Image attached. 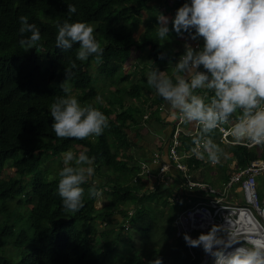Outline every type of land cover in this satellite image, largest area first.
Listing matches in <instances>:
<instances>
[{
	"label": "trees",
	"instance_id": "1",
	"mask_svg": "<svg viewBox=\"0 0 264 264\" xmlns=\"http://www.w3.org/2000/svg\"><path fill=\"white\" fill-rule=\"evenodd\" d=\"M156 1H161L158 7L170 14V29L177 9L185 2L190 3V0H0V264H149L157 258L168 264V259L173 262L174 257L180 260L171 264L201 261L199 247H191L192 256L184 238L175 234L173 220L187 207L185 200L181 197L170 202L171 188L149 190L140 177L135 179L140 161H150L154 151L169 148L171 133L167 135L168 123L162 111L169 105L153 88V97L144 95L147 82L144 64L135 63L131 74L117 75L136 48L145 51L150 72L157 68L175 83L173 64L191 38L185 33V42L172 31L170 38L159 39L157 17L164 13L157 10L156 4L150 5ZM69 4L75 5L76 13H68ZM144 13H148L146 18ZM21 16H27L29 23L41 30L40 42L27 51L19 43L23 38L19 31ZM65 21L87 22L94 27V36L104 49L102 62L97 63L94 56L86 61L77 60L78 44L70 50L56 46L58 25ZM142 23L143 31L135 39L134 29ZM195 42L197 49L202 48V38ZM93 67L98 76L91 71ZM65 69L72 73L67 81L70 93L75 92L82 106L91 104L109 118V127L102 135L85 140L56 137L51 127L50 106L56 97L66 95L61 89ZM99 75L107 81L112 76V84L103 83L104 89L98 90ZM111 86L115 89L111 90ZM99 94L105 102L98 99ZM195 94L204 97L206 103L212 96L204 89H197ZM238 115L239 112L234 114L230 121ZM147 124H157L153 132L161 134L159 143L143 140ZM127 130L134 135L130 136ZM195 136L183 138L179 149H189ZM76 146L80 147L77 152L95 157L92 179L103 190L108 210L95 207L97 198L88 194L91 183L82 185L85 194L80 211L72 213L63 207L57 191L58 172L64 167L63 154L67 151L77 154ZM131 148L137 149L138 157H122ZM257 148L227 145L237 169L259 156L264 159V148L262 153ZM144 151L149 154L144 155ZM54 159L56 167L50 168L46 162ZM185 161L190 169L203 163L194 157ZM218 166L221 182L227 184L230 175L225 166ZM5 167L13 168V174L4 176ZM57 169V174L51 177V172ZM129 204L128 209L123 208ZM130 211L127 224L150 245L147 252L125 244L120 251L117 248L120 234L117 227L122 231L124 227L112 214L127 216ZM101 223L106 227L99 231L97 226ZM97 235L100 242L96 241ZM167 240L171 242L165 254L157 246Z\"/></svg>",
	"mask_w": 264,
	"mask_h": 264
},
{
	"label": "clouds",
	"instance_id": "2",
	"mask_svg": "<svg viewBox=\"0 0 264 264\" xmlns=\"http://www.w3.org/2000/svg\"><path fill=\"white\" fill-rule=\"evenodd\" d=\"M76 11L75 5H68V13ZM19 20L23 37L20 45L25 51L35 48L41 40V30L29 23L27 16ZM157 20V35L161 40L170 38L172 31L178 36L188 33L193 40L203 39L199 50L185 45L184 53L175 64V72L183 75L177 76L175 83L157 68L147 78V84L172 111L179 113L182 122L198 124L199 131L193 138L191 150L196 158L212 164L220 162L224 150L214 142L211 134L229 124L230 118L238 112L237 121L231 127L234 142L264 147V0H190L177 9L171 19V29L169 17L159 14ZM94 31L90 23L65 21L58 25L56 46L70 50L78 44L77 60L86 61L94 56L100 63L104 49ZM75 66L73 63L72 67ZM65 76L61 89L66 95L56 97L50 106L51 127L56 137L85 140L102 135L109 127V118L93 105L82 106L75 96L68 95L71 90L67 81L72 76L71 71L65 69ZM197 89L211 92L210 102L206 103L204 97L195 94ZM63 157L64 167L59 171L57 191L63 207L76 213L84 207L82 185L91 183L88 194L93 198L102 197L103 190L98 189L95 186L98 181L92 179L95 176L94 156L67 151ZM259 190L263 191V187ZM129 213L128 216L132 212ZM126 225L129 226L127 219L124 229ZM224 228L213 225L195 239L185 234L184 240L190 247H202L214 258V264H264V240H247L251 246L246 247ZM222 232L226 235L221 236ZM235 244L240 246L228 251ZM149 264H163L162 258L151 260Z\"/></svg>",
	"mask_w": 264,
	"mask_h": 264
},
{
	"label": "built area",
	"instance_id": "3",
	"mask_svg": "<svg viewBox=\"0 0 264 264\" xmlns=\"http://www.w3.org/2000/svg\"><path fill=\"white\" fill-rule=\"evenodd\" d=\"M236 121L237 119L230 121L229 124L216 130L219 143L237 144L231 134V127ZM191 123H193L192 127L189 126L191 128L186 127V123L179 119V113L175 112L170 131V142L167 144L168 150L164 151V154L163 151H154L150 161H140L135 179L140 177L149 190H155L156 185L166 184L179 172L183 173V181L176 187L178 190H174L169 196L171 202L182 197L188 204L173 220L175 234L179 238H184V235L188 234L195 239L201 233H207L213 225H220L226 227L224 231L231 233L241 243L246 241L244 237L246 235L254 240H264V187L263 195L259 190L260 181L264 182V159L257 157L241 169H237L235 164L229 181L222 190L207 182L193 179L188 172L190 168L185 159L196 158L191 151L194 144L189 149H179L183 138L196 135L199 131L198 124ZM150 164L156 165V170L151 169ZM234 184L240 186L246 204H233L226 198L228 188ZM125 228L127 229L128 226L126 225ZM238 230L241 232L237 233ZM236 246L240 244H235L232 248ZM187 247L193 256L191 247L188 245ZM201 248L199 247L200 255ZM198 264H206V260L201 259Z\"/></svg>",
	"mask_w": 264,
	"mask_h": 264
},
{
	"label": "rangeland",
	"instance_id": "4",
	"mask_svg": "<svg viewBox=\"0 0 264 264\" xmlns=\"http://www.w3.org/2000/svg\"><path fill=\"white\" fill-rule=\"evenodd\" d=\"M169 2H172L171 0ZM156 4V8L157 10L160 12V13H164L163 15L167 16L170 18V14L169 13H166V12H163L164 9L161 8V7H158V4H162L161 1H156V2H151L150 5H154ZM146 16H148V13H144V18H146ZM143 31V23L141 25H139L138 27H136L134 29V33H133V37L136 39L140 33ZM181 40H187V36L186 35H183V36H178ZM191 38V37H190ZM193 39H191L192 41ZM190 43H186V44H190L193 48L195 47L197 49V45H194L196 44L195 40L193 42ZM134 50V53H133V56L131 57L132 59L129 60L128 63H125L124 66H122L121 68L122 69H119L118 72H117V75H123V74H131L132 72V68H133V63L135 61H138V64H144L145 65V70L146 71H150L149 69V66H146V64H149V60L147 59V57L145 56V51L143 52H140L139 50H137L136 48L135 49H132V51ZM199 50V49H197ZM139 55V56H136ZM134 59V60H133ZM148 61V62H147ZM121 70V71H120ZM91 71L94 73V74H97L98 76V71H96L95 67H93L91 69ZM101 77V79H100ZM104 76H100L99 75V79L96 81V84L98 86V90H102L104 89V86H103V83H107L108 81L111 83V81H113V77L112 76H109V79L107 81V79L103 78ZM112 84V83H111ZM124 84H128L127 83H123L121 85H124ZM111 90H114L115 87L114 86H111L110 87ZM143 91H144V95L145 96H151L153 97V93L151 91V87L147 84L146 82V85L144 86L143 88ZM75 92H71L70 95L74 96ZM98 99L102 102H105L104 99H103V96L101 94L98 95ZM162 109V108H161ZM168 109H170V106L168 107ZM163 110V109H162ZM167 112H165L166 114ZM172 122H173V119H172ZM156 123V122H154ZM157 124H147V127H145L143 129V140L144 141H147L149 143H151V141L155 140L156 138L160 139L161 141V134L159 132H153V129L156 128ZM193 123H191V127H192ZM187 127V125H185ZM162 132V131H161ZM127 133L130 134V136H133L134 133L132 130H127ZM163 133V132H162ZM217 132L216 130L212 133V138L214 140L215 143L219 144L221 146V148H223L224 150V154L221 156L220 158V162L219 163H216V164H212L210 162H207V160H203V163L197 168V169H191L190 171H188L191 176L194 178V179H197V180H200V181H203V182H208V183H211V185L217 189H222V182H221V176L218 174V168L219 166L218 165H223L226 167V173L227 174H231L232 171H233V167L235 166V162H234V159L232 158V153L227 150V145L226 144H221L218 142L217 140ZM165 137H163L164 139ZM133 148V147H132ZM131 148V151H129L128 153H124V152H121V153H124V156L122 157H126L128 155H136V157H138V152L136 151L137 149H132ZM264 147H261V146H258L257 150H261L259 151L258 153H262V149ZM77 150L79 151V149L77 148L76 149V152ZM140 151V150H139ZM80 152H77V155H79ZM133 156V157H134ZM64 158V157H63ZM123 159H128V158H123ZM56 161L54 159V161H48L46 162V164L50 167V168H53L54 166L56 167ZM58 167V166H57ZM57 171L58 169L56 170V172H51L50 176L53 177L55 176V174H57ZM14 172V169L13 168H8V167H5L4 168V171H3V175H12ZM59 173V172H58ZM183 181V173L182 172H179L178 174H176L174 177H173V184L174 185H177L179 183H181ZM262 187H264V183L263 181L260 182V185H259V188L262 189ZM175 190H178V188H176ZM226 198L228 199V201L230 203H233V204H238V205H243V204H246L245 203V199H244V195L242 193V190L240 188V186H238V184H234L232 187L228 188L227 192H226ZM16 200L12 201V203H14ZM107 198L105 196V194L102 195V197H98L96 199V201L94 202V205L97 209H103V210H108V208H106V205H107ZM131 206V204L123 207L125 209H128L129 207ZM12 211L15 212L16 211V208L13 207L12 208ZM130 214V213H129ZM128 216V215H127ZM127 216H121L119 214V212H115L112 214V217L113 218H116V220H119V223H124L125 220L127 219ZM120 225V224H118ZM99 231H101L102 229H104L106 226H103V224H99V226H97ZM121 227H117V229H119L120 231V234L118 233L119 235V240H118V244H117V248L118 250L120 251V249L122 248L121 246H123L124 244L125 245H132L136 248H139L141 251H149L151 249L150 245L148 243H146L143 238L140 236L139 232L136 231L133 227H129L127 229H124L122 231V229H120ZM211 229V228H210ZM209 229V230H210ZM221 236L225 235V233H222L220 234ZM115 237V236H113ZM96 241L97 242H100L101 239L99 238V235L96 236ZM247 241V240H246ZM246 241H244V245L246 247H250L251 245L246 243ZM170 240H167V241H161L159 243V245L157 246V249L164 252L165 254H167L169 252V249H170ZM201 258L202 260H206V264H214V258L209 255V254H206L204 251H203V248H201ZM180 259L177 258V257H174V260L173 262H176V261H179ZM171 258L168 259V264H171L173 263Z\"/></svg>",
	"mask_w": 264,
	"mask_h": 264
},
{
	"label": "crops",
	"instance_id": "5",
	"mask_svg": "<svg viewBox=\"0 0 264 264\" xmlns=\"http://www.w3.org/2000/svg\"><path fill=\"white\" fill-rule=\"evenodd\" d=\"M195 45V44H194ZM195 48V47H194ZM196 49V48H195ZM133 53H134V50L132 51L131 50V54H130V58H129V60L130 59H132L131 57L133 56ZM136 56H139V55H137L136 54ZM129 60L127 61V63L129 62ZM134 60V59H133ZM148 62V61H147ZM178 62V60L177 61H175L174 62V64H173V67L175 66V64ZM135 63H138V61H135L134 63H133V65L135 64ZM150 65V63L149 64H146V66H149ZM144 73H145V77L146 78H148V75H149V73H150V71H144ZM179 75H181L180 73H176L175 72V70L172 72V76L176 79V77L177 76H179ZM183 75V74H182ZM152 91V90H151ZM153 93V92H152ZM166 108V107H165ZM168 109V108H167ZM163 111V118H164V120L168 123L167 124V128H166V132H167V135H169V132H170V129H171V123H172V119H173V117H174V114H175V112L174 111H172L171 109L169 110V112L168 113H166L165 114V112H164V110H162ZM185 125H187V127H189V125H191V122H188V123H186ZM160 142V139H158V138H156L155 140H153V141H151V143H159ZM77 148H79L80 149V147L79 146H76V149ZM258 151H261L260 149L258 150ZM146 153H148L149 154V152L147 151V152H145L144 151V155H146ZM152 153V152H151ZM163 154H164V151H163ZM151 155V154H150ZM150 155H149V157H150ZM260 157V156H259ZM149 160V159H148ZM186 160V159H185ZM234 162H235V160H234ZM236 164V163H235ZM150 168L151 169H153V170H156V165H154V164H150ZM191 170V169H190ZM171 171H173V170H171ZM174 173H175V171H173ZM168 173H170V171L168 172ZM172 174V173H171ZM193 178V177H192ZM194 179V178H193ZM149 180H150V178H149ZM150 181H152V180H150ZM169 182H167L166 184H159V185H156V188H155V190H158L159 189V187H160V190L162 189V188H164V187H168V188H171L172 189V193H173V191L175 190V188L177 187V185H174L173 183V179H171V180H168ZM208 183V182H207ZM209 184H211V183H209ZM225 185V184H224ZM224 185L222 184V189L224 188ZM221 189V190H222ZM171 193V194H172ZM170 194V195H171ZM168 199H169V197H168ZM170 201V200H169ZM171 202V201H170Z\"/></svg>",
	"mask_w": 264,
	"mask_h": 264
},
{
	"label": "bare ground",
	"instance_id": "6",
	"mask_svg": "<svg viewBox=\"0 0 264 264\" xmlns=\"http://www.w3.org/2000/svg\"><path fill=\"white\" fill-rule=\"evenodd\" d=\"M163 110H164V112H167V113H168L170 109H167V108L164 107ZM245 146H246V145H245ZM239 232H241V230H238V231H237V233H239ZM244 237H246V240H253V241H254V239L250 238L249 235H246V236H244ZM236 247H239V246H236ZM234 248H235V247H234ZM234 248H232V249H230V250H228V251H232Z\"/></svg>",
	"mask_w": 264,
	"mask_h": 264
}]
</instances>
